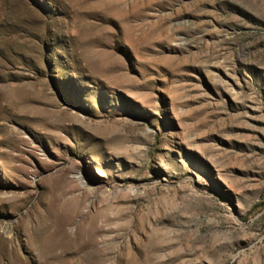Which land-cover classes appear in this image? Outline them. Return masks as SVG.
I'll use <instances>...</instances> for the list:
<instances>
[{
  "label": "rangeland",
  "instance_id": "374dc122",
  "mask_svg": "<svg viewBox=\"0 0 264 264\" xmlns=\"http://www.w3.org/2000/svg\"><path fill=\"white\" fill-rule=\"evenodd\" d=\"M0 264H264V0H0Z\"/></svg>",
  "mask_w": 264,
  "mask_h": 264
}]
</instances>
